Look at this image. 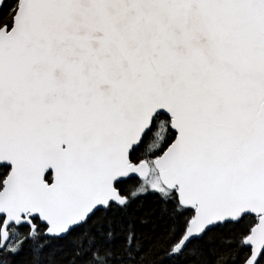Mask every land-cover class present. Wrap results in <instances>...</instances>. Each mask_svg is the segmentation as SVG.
<instances>
[{
    "label": "snow or ice",
    "instance_id": "6c2138e0",
    "mask_svg": "<svg viewBox=\"0 0 264 264\" xmlns=\"http://www.w3.org/2000/svg\"><path fill=\"white\" fill-rule=\"evenodd\" d=\"M0 264H264V0H0Z\"/></svg>",
    "mask_w": 264,
    "mask_h": 264
}]
</instances>
